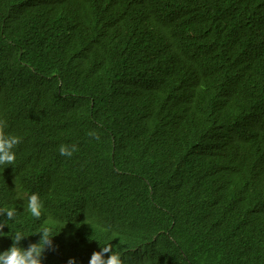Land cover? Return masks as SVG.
I'll return each instance as SVG.
<instances>
[{"label":"trees","instance_id":"1","mask_svg":"<svg viewBox=\"0 0 264 264\" xmlns=\"http://www.w3.org/2000/svg\"><path fill=\"white\" fill-rule=\"evenodd\" d=\"M30 11L43 26L21 17V37L0 0L3 56L16 66L38 46L42 95L37 134L6 122L22 142L0 166V208L17 212L0 216V253L16 232L26 249L48 227L42 264H89L108 245L123 264H264V0H33ZM61 144L78 151L61 156Z\"/></svg>","mask_w":264,"mask_h":264},{"label":"bare ground","instance_id":"2","mask_svg":"<svg viewBox=\"0 0 264 264\" xmlns=\"http://www.w3.org/2000/svg\"><path fill=\"white\" fill-rule=\"evenodd\" d=\"M16 17L13 32L21 37L26 36V29L20 25V18L34 20L43 26L41 18L30 11L33 0H10ZM37 32H34V35ZM41 37L38 39L40 40ZM32 39H35L32 37ZM3 43L0 40V118L5 122L17 123L26 134H37L42 129V98L38 91L41 88L38 80L39 52L38 46H27L29 55L22 58L16 66H10L2 53ZM24 79L26 85L20 84ZM5 133L18 134L4 128Z\"/></svg>","mask_w":264,"mask_h":264},{"label":"clouds","instance_id":"3","mask_svg":"<svg viewBox=\"0 0 264 264\" xmlns=\"http://www.w3.org/2000/svg\"><path fill=\"white\" fill-rule=\"evenodd\" d=\"M6 122L0 120V166L13 165L16 161V153L13 149L18 146L22 141L21 138L16 135L5 134L4 128ZM89 137L99 138L98 133L90 131L87 133ZM78 151V147L75 144L59 146V154L61 156L72 157L75 152ZM27 211L36 219L42 216L43 204L37 193H31L27 195ZM6 214L7 220H14L17 212L15 209L0 208V216ZM5 223L0 222V233H3ZM40 239L36 243H30L28 247H20V242L25 236L22 232H16L15 236L12 237L11 247L0 253V264H42L44 253L48 250H55L53 245V235L51 229L43 227L39 233ZM36 234V235H37ZM110 253L105 259L104 254ZM67 264H75V258H70ZM89 264H123L122 258L118 253L112 251L111 245L101 247L100 251L93 252L91 255Z\"/></svg>","mask_w":264,"mask_h":264}]
</instances>
